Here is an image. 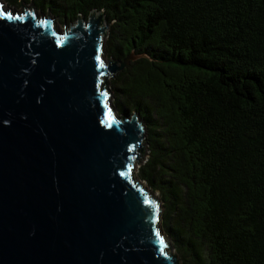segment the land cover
I'll list each match as a JSON object with an SVG mask.
<instances>
[{
    "label": "trees",
    "instance_id": "obj_1",
    "mask_svg": "<svg viewBox=\"0 0 264 264\" xmlns=\"http://www.w3.org/2000/svg\"><path fill=\"white\" fill-rule=\"evenodd\" d=\"M63 25L101 11L119 114L138 112L182 264H264V0H2Z\"/></svg>",
    "mask_w": 264,
    "mask_h": 264
},
{
    "label": "water",
    "instance_id": "obj_2",
    "mask_svg": "<svg viewBox=\"0 0 264 264\" xmlns=\"http://www.w3.org/2000/svg\"><path fill=\"white\" fill-rule=\"evenodd\" d=\"M0 0V264H177L131 176L146 128L119 114L101 11L68 30ZM65 28V25H64Z\"/></svg>",
    "mask_w": 264,
    "mask_h": 264
},
{
    "label": "rangeland",
    "instance_id": "obj_3",
    "mask_svg": "<svg viewBox=\"0 0 264 264\" xmlns=\"http://www.w3.org/2000/svg\"><path fill=\"white\" fill-rule=\"evenodd\" d=\"M26 7H28V4H26ZM14 8L18 9V10L23 9L22 6H20L19 8H16V7H14ZM34 13H35V16H40V14H41V16H45V17L48 16V14H42L39 10H34ZM49 17H50L51 23L54 27H58L61 30H68L69 29L70 25L66 24L65 28H64V25L60 22V20L57 17L53 16L52 14H49ZM109 60H111V57L106 54V61H109ZM115 76H116V74H113L112 76H110L108 78L107 84H108L110 90H111V86H112L111 81L115 78ZM110 100L113 103V98H110ZM145 137H146V132H145ZM146 142L147 141L144 142V148L141 152L142 156L139 158V160L137 162H135V165L132 169L131 176L134 180H137L139 183H141L142 187H144L146 189V191L151 193L158 200L159 206L161 207L162 201H161L159 192L153 191V188L145 180H143L141 178V175H140V167H141V165H143L145 163V161L147 160V158L149 156L148 144ZM170 251H171L172 255H174L175 257L178 258L177 264H182L181 256L177 253V251L174 249V247H172L170 249Z\"/></svg>",
    "mask_w": 264,
    "mask_h": 264
},
{
    "label": "clouds",
    "instance_id": "obj_4",
    "mask_svg": "<svg viewBox=\"0 0 264 264\" xmlns=\"http://www.w3.org/2000/svg\"><path fill=\"white\" fill-rule=\"evenodd\" d=\"M31 10V9H30ZM47 19V17H45Z\"/></svg>",
    "mask_w": 264,
    "mask_h": 264
}]
</instances>
